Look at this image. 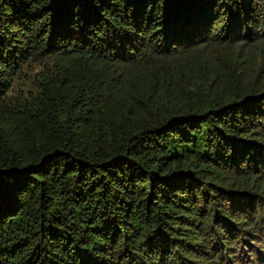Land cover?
<instances>
[{"label":"trees","instance_id":"obj_1","mask_svg":"<svg viewBox=\"0 0 264 264\" xmlns=\"http://www.w3.org/2000/svg\"><path fill=\"white\" fill-rule=\"evenodd\" d=\"M263 202L264 0H0V264H261Z\"/></svg>","mask_w":264,"mask_h":264},{"label":"rangeland","instance_id":"obj_2","mask_svg":"<svg viewBox=\"0 0 264 264\" xmlns=\"http://www.w3.org/2000/svg\"><path fill=\"white\" fill-rule=\"evenodd\" d=\"M40 71H41L40 65L36 63L27 64L22 69V71L19 73L18 77L15 79L13 83V90L22 91L23 89L29 87L30 82L34 83L36 81L38 75L40 74ZM261 210L264 212V202H263V208H261ZM263 241H264V236L262 237V242L261 243L259 242V244L262 246L260 247V249L264 253V242ZM252 257H254V252H248V255H245L241 258V259H244L243 261L240 260V257H239L238 262L235 261V264H249L248 259ZM261 264H264V262H261Z\"/></svg>","mask_w":264,"mask_h":264}]
</instances>
